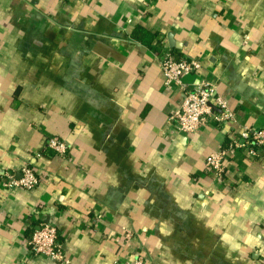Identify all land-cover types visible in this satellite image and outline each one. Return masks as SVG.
Returning <instances> with one entry per match:
<instances>
[{"label": "crops", "instance_id": "1", "mask_svg": "<svg viewBox=\"0 0 264 264\" xmlns=\"http://www.w3.org/2000/svg\"><path fill=\"white\" fill-rule=\"evenodd\" d=\"M166 49L201 59L183 79L213 81L230 120L168 122ZM243 125L264 127V0H0V170L38 178L0 177V264H264V160L205 169ZM42 220L64 260L29 252Z\"/></svg>", "mask_w": 264, "mask_h": 264}, {"label": "built area", "instance_id": "2", "mask_svg": "<svg viewBox=\"0 0 264 264\" xmlns=\"http://www.w3.org/2000/svg\"><path fill=\"white\" fill-rule=\"evenodd\" d=\"M157 58H159L165 88L174 86L181 93L178 107L168 116V122L174 124L179 131L191 133L210 121L224 123L233 117V112L228 108L225 99L217 92L213 81L197 77L195 82L187 83L183 79L186 74L198 73L202 67L201 59L177 56L168 49L157 55ZM46 142L47 146L57 153H63L66 150L65 142L57 136H49ZM241 150L256 159L264 160V127L243 125L237 133L230 134L223 146L206 156V171L221 178L226 162L235 152ZM21 171L22 175L16 178L13 172L0 170V177H4L8 187L31 188L37 184L38 178L30 167L24 166ZM125 237L129 238L130 234L125 233ZM27 247L34 255L64 260L56 227L49 221L42 220L32 227L27 239ZM140 263V259L134 261V264Z\"/></svg>", "mask_w": 264, "mask_h": 264}, {"label": "water", "instance_id": "3", "mask_svg": "<svg viewBox=\"0 0 264 264\" xmlns=\"http://www.w3.org/2000/svg\"><path fill=\"white\" fill-rule=\"evenodd\" d=\"M168 40H169V43L171 44V45H174V43L172 42V39H171V37L168 35Z\"/></svg>", "mask_w": 264, "mask_h": 264}]
</instances>
